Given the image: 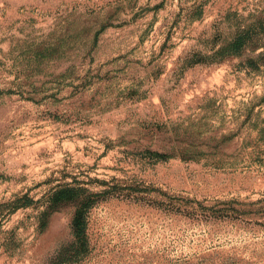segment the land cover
Listing matches in <instances>:
<instances>
[{"label": "rangeland", "instance_id": "1", "mask_svg": "<svg viewBox=\"0 0 264 264\" xmlns=\"http://www.w3.org/2000/svg\"><path fill=\"white\" fill-rule=\"evenodd\" d=\"M0 264H264V0H0Z\"/></svg>", "mask_w": 264, "mask_h": 264}, {"label": "trees", "instance_id": "2", "mask_svg": "<svg viewBox=\"0 0 264 264\" xmlns=\"http://www.w3.org/2000/svg\"><path fill=\"white\" fill-rule=\"evenodd\" d=\"M245 44L244 38L242 35H238L235 37L232 41H230L225 47L222 49V52H225L227 54H232L238 52ZM67 191L66 190H59L54 194V199L56 201H63L67 197ZM82 223V216L81 215H74L71 220V226L73 229H76L80 227Z\"/></svg>", "mask_w": 264, "mask_h": 264}]
</instances>
